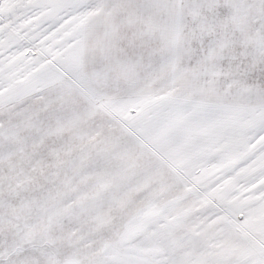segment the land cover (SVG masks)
Listing matches in <instances>:
<instances>
[{"label":"snow or ice","instance_id":"snow-or-ice-1","mask_svg":"<svg viewBox=\"0 0 264 264\" xmlns=\"http://www.w3.org/2000/svg\"><path fill=\"white\" fill-rule=\"evenodd\" d=\"M0 264H264V0H0Z\"/></svg>","mask_w":264,"mask_h":264}]
</instances>
